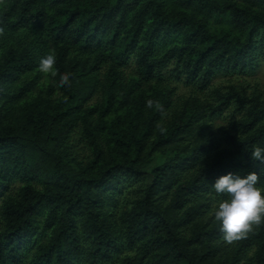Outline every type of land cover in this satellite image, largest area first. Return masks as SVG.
<instances>
[{"label":"trees","instance_id":"trees-1","mask_svg":"<svg viewBox=\"0 0 264 264\" xmlns=\"http://www.w3.org/2000/svg\"><path fill=\"white\" fill-rule=\"evenodd\" d=\"M0 29V264H264L212 215L220 176L264 187V0H0Z\"/></svg>","mask_w":264,"mask_h":264},{"label":"clouds","instance_id":"clouds-1","mask_svg":"<svg viewBox=\"0 0 264 264\" xmlns=\"http://www.w3.org/2000/svg\"><path fill=\"white\" fill-rule=\"evenodd\" d=\"M2 33L3 29H0V34ZM55 65L56 56L53 50L40 58L38 68L46 76L59 75V87L70 86L71 74H59ZM146 107H155L164 114L159 101L148 99ZM157 128L163 131L159 123ZM251 157L254 161L264 163V149L255 147L251 151ZM259 180L256 171L249 172L243 178L228 173L220 176L212 185L217 193L227 194V198L218 203L212 215L220 225L223 241L228 245L248 239L255 229L264 225V187L258 186Z\"/></svg>","mask_w":264,"mask_h":264},{"label":"rangeland","instance_id":"rangeland-1","mask_svg":"<svg viewBox=\"0 0 264 264\" xmlns=\"http://www.w3.org/2000/svg\"><path fill=\"white\" fill-rule=\"evenodd\" d=\"M233 77L231 76H224V75H220L218 77H216L213 81L214 84H227L229 79H232ZM247 82L252 86V87H257L261 90H264V66L262 67V69L255 75L253 76H249L246 77ZM161 161V159H155L153 161H151L149 163V165L147 166L148 170H151L153 167H155L157 164H159ZM147 181L151 182L152 181V177L149 176L147 178Z\"/></svg>","mask_w":264,"mask_h":264}]
</instances>
